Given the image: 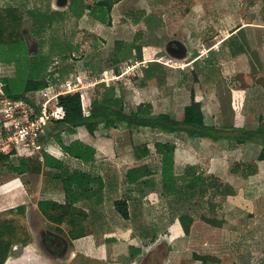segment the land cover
I'll return each mask as SVG.
<instances>
[{
	"label": "rangeland",
	"instance_id": "obj_1",
	"mask_svg": "<svg viewBox=\"0 0 264 264\" xmlns=\"http://www.w3.org/2000/svg\"><path fill=\"white\" fill-rule=\"evenodd\" d=\"M72 1L66 0V5L69 7ZM81 1L91 7L99 2L103 4L107 12V23L102 24L92 18L90 10H86L81 18L68 11L64 15L68 22H61L60 14L50 12L52 8H62L60 0H25L28 12L36 8L47 9L49 19L43 21L42 16L36 12L34 13L37 15L33 14V17L27 15L24 23V28L28 30L25 43L13 48L14 50L8 48L0 55L3 61L1 63L6 64L0 65V83L7 78L10 91L19 95L25 92L28 80L38 81L45 73L46 79L51 77L50 74H54L52 79L61 78L56 72L65 73L64 82L66 78L70 79L67 80L69 82L87 77L98 80L103 77L104 72H109V77L116 73L121 77L120 81L109 86L99 85L86 93L83 99L86 108L95 99H100L106 88H115L116 96L124 98L128 111L150 103L155 112L170 111L178 120H183L184 110L192 104L191 95L194 92L195 108L203 111L208 123H213L218 128L219 131L215 134L219 133L224 139L230 134L227 129L245 127L250 130L259 126L260 118H264V0ZM7 3L0 5L5 6ZM142 12L146 17H151L152 29L148 28L145 20L136 22ZM239 30L238 35H234ZM232 35L242 39L245 53L235 57L231 55L229 43L235 41L234 37L231 38ZM174 41L184 45L185 56L175 57L166 52V46ZM128 48H134L132 54L126 50ZM139 53L142 61L138 59ZM124 54L128 55V59L117 64L116 59H122ZM10 59L16 62L8 65ZM142 62L147 63L145 68L138 66ZM152 63L160 68L152 79H148L144 77L143 70H147ZM43 90L28 93L31 99L41 103ZM97 138H109L111 145L107 152H111L112 156L114 153L118 154L119 160L113 163V170L103 166L101 168L117 174L119 180L128 169L147 166L155 172L157 190H160L161 157L156 153L157 142L175 144L177 174H182L186 167L194 165L207 180L206 185L199 189L197 197L191 203L186 202L185 207L190 208L191 214L187 225L183 218L175 217L176 211L165 213L164 207L172 199L162 198L159 192L138 199L139 207L138 202L132 203L131 212L143 211L145 215H152V219L156 221L155 226H139L137 229L143 231V228L148 227L149 234L151 233L149 239H143L144 250L150 245L149 250L155 248L156 238L152 229L157 227L159 247L156 251L162 255L174 252L168 264H202L193 258L194 254L209 256L208 264H264V161H257L261 151L258 144L240 145L231 140L224 141L223 138L218 142L203 139L190 141L185 135L169 136L143 128L129 135L127 129L105 131L101 127ZM50 142L46 147L47 154L53 157L59 153V157L62 156L57 151H61L58 147L57 150L49 147ZM139 146L147 147L150 152L141 161H137L133 154V149ZM16 152L19 153L17 157H11L9 162H0V187L16 182L19 190L5 193L8 187L0 189V211L18 206L26 208L34 248L50 256L46 242L43 241L45 231L49 232V228L55 230L63 224L68 225V228H61L65 234L55 231L60 236V243H66L70 238L71 241H76L87 235H94L91 233L93 230L96 233V230L122 224L121 218L115 217L112 202L126 196L129 186L121 189L122 192L118 194L109 192L105 195L97 213L88 214L85 210L77 213L74 209H65L57 214L61 219H57L53 211L40 215L37 205L43 196L39 192L48 185V177L43 174L17 176L12 173L9 164H17L19 159L36 157L30 151L24 154L21 147ZM64 160L70 159L65 155ZM70 161L71 167L86 169L79 163ZM255 162L258 171L252 177L243 178L232 174V170L239 164ZM91 171L99 173L98 169ZM13 195L15 201L12 203L1 201L2 198ZM57 198L61 200L60 206L66 207L64 195ZM172 203L174 208L179 207L177 203ZM146 205H149L147 209ZM111 215H114L111 222L105 223ZM155 215L161 217L160 222ZM172 219L177 220L185 238L174 244V249L169 250L167 233L160 226ZM128 224L135 232L134 221ZM116 229L118 231L119 227ZM119 235L126 238L123 240L125 245L134 244L135 241L129 240L128 234ZM95 238L99 242L102 236L95 235ZM110 248L116 251L115 247ZM64 249L70 248L66 246ZM126 249L124 246L122 251ZM18 250L20 253L25 251L22 246H18ZM155 256L152 252L138 264H162ZM111 258L114 256H109L108 261L114 263ZM27 259L30 257L22 258L24 261Z\"/></svg>",
	"mask_w": 264,
	"mask_h": 264
},
{
	"label": "trees",
	"instance_id": "obj_2",
	"mask_svg": "<svg viewBox=\"0 0 264 264\" xmlns=\"http://www.w3.org/2000/svg\"><path fill=\"white\" fill-rule=\"evenodd\" d=\"M60 4L63 5L61 0ZM26 7V4L24 6L21 5V7L14 6L13 4L0 7V55L8 48L14 50L16 49L15 47L25 43V35L28 30L24 28V23L27 15L33 17V14H38L42 16L43 21L49 19V16L43 15L40 12L42 8H36V10L28 12L29 10H26ZM68 9L70 13L72 12L74 14L73 16L78 18H81L86 10H90L92 18L102 24L107 23V12L100 2L91 7L86 6L84 1L73 0ZM144 16V12L140 13L136 22H139L140 19L145 20L148 28L152 29L151 17ZM63 22H68L65 17ZM241 30L234 35H238ZM234 35L231 38L234 37L235 41L233 40L229 43L230 52L233 57L245 53L242 39H238ZM126 50L132 54L134 48H128ZM139 50L141 51V48ZM26 59L28 60V57ZM125 59H128L127 54H124L122 59H116V63L119 64ZM138 59L142 61L140 53ZM0 62H3L1 58ZM4 62L8 63L7 61ZM15 62L13 59H10L8 64ZM154 63L150 64L147 70H143L144 77L152 79L155 76L160 66ZM56 73H59V77L61 78L52 79L54 74H50L51 77L48 78L47 76L48 79H46L44 78L45 73L38 81L28 80L25 92L19 95L13 94L10 91L9 80L3 79L2 81H5L4 83L7 85L6 92L8 96L17 99L23 97L28 92L63 83L65 73ZM104 92L100 99H95L91 106H89L87 110L89 115H86L84 112L83 100L80 93H70L60 96L58 98V104L64 109L65 118L62 121L52 122L45 136L42 138V142L46 145L49 144V141L51 143L54 142L66 157L70 160L78 161L81 165L89 167L90 169L73 168L70 166V160L57 159L45 152L43 154V163L37 157L19 159L17 164H9V170L17 176H23L25 174L40 176L43 174L48 177V185L46 187L50 186L54 190L63 193L66 206L82 205L89 212L97 213L98 209L102 206L108 187L104 177L94 174L91 171V168L96 163L97 151L93 146L80 140L66 145L63 140L64 134H75L78 129L83 128L91 136H94L102 127L105 131L118 130L120 128L127 129L129 135H133L135 131L143 128L169 136L185 135L190 141L203 139L218 142L221 138L224 139V136H220L219 133L218 135L215 134L219 131L218 128L213 123H208L203 111L195 108L194 92L191 95L192 104L184 110L183 120H178L170 111L155 112L154 107L150 103L141 104L136 109L128 111L124 103V98H118L116 96L115 88H106ZM259 122L260 124L256 129L249 130L245 127L227 129V132L230 134L224 141L231 140L240 145L258 144L261 147V151L257 157V161L263 162L264 118H260ZM141 147L139 146L133 149V154L137 161L145 159L150 153L147 147ZM155 148L156 153L161 157L160 190H157V180L154 179L155 172L149 167L137 166L129 169L125 176L122 177L120 184L122 186H129L130 190H126L128 192L126 196L113 201L115 212L122 220L128 222L130 220L128 201L134 198L142 199L148 194L159 192L162 198H171L173 202L178 204L177 206L179 207L176 209L173 207L174 204L171 201L164 208L168 212H172V210L174 212L176 211L175 217L179 219L183 218L184 224L187 225L190 222L189 220L191 218L189 215L191 214L189 213L190 208L188 207L187 209L186 205L197 197L199 189L206 185L207 180L204 178V174L199 171V168L194 165L186 167L182 174L176 173L174 161L176 146L174 143L157 142ZM10 158V156L0 155V162H9ZM256 162L239 164L232 170V174L243 178L252 177L258 171ZM120 184L113 193L118 194ZM203 194H205L204 191ZM39 208L41 213L47 214L48 211H56L61 206L56 201L44 200L40 202ZM62 209L65 210L64 207ZM55 230L60 234H65L61 228H56ZM185 232L187 233L186 230ZM78 236L80 235H76V237ZM31 242L32 236L28 227L26 208L24 206H18L13 209L0 211V264L6 263L13 245L21 244L23 247H27ZM131 251L133 252V250ZM139 253L140 250H136L130 256L133 258ZM193 258L196 261H201L202 264H208L210 260L209 256L197 254H194Z\"/></svg>",
	"mask_w": 264,
	"mask_h": 264
},
{
	"label": "crops",
	"instance_id": "obj_3",
	"mask_svg": "<svg viewBox=\"0 0 264 264\" xmlns=\"http://www.w3.org/2000/svg\"><path fill=\"white\" fill-rule=\"evenodd\" d=\"M5 2H8L5 6L13 4L14 6H20V7H21V5L24 6V4L27 3V2L25 3V0H0V3L4 4ZM5 6L0 5V7H5ZM61 7H62L61 9L52 8V10H50V9L49 10L52 13L60 14L59 19L61 22H63L64 17H65L64 15H66V13L69 11V9H68V5H66V6L63 5ZM47 11H48L47 9H41L40 12L43 15L50 14ZM0 65L6 66L5 63L2 64L1 62H0ZM8 65H12V64H8ZM70 74L72 75L73 73H70ZM5 79H7V78H5ZM67 80H70V79L66 78L65 81H67ZM80 135H82L83 138ZM73 136H75V138ZM78 136L81 138H78ZM63 140H64L66 145L72 143L73 141L80 140V141H82L88 145L93 146L97 151V155H96V163L93 165V167L91 169L93 171L98 169V171H99L98 174H101L104 177L106 185L108 186L106 189V191H107L106 195H108L109 192H110V194H112L113 192L116 191L117 186L122 181V178L119 180V178L117 177V174L110 172V171H107L104 168H101L103 166V167H106L108 169L112 168L111 170H113V167H114L113 163H115V162H117V160H119L118 154L114 153L112 156L111 152H107V148L111 145V141L109 140V138L98 139L97 133L94 136H91L85 129L81 128V129H78V131L75 134H64ZM49 147L51 149L55 150L58 146L54 142H52V143L50 142ZM57 151L60 152V155H62L60 157H62V158L59 157V153H58V155L56 153L57 156H53V157H55L57 159L64 160L65 155L63 156V154H62L63 152L61 153V151H59V150H57ZM110 160H112L113 162L111 163ZM72 161H74V160H72ZM74 162L79 163L78 161H74ZM79 165L82 167L84 166V165H81L80 163H79ZM87 168L90 169L89 167H86V169ZM127 171H126V173H127ZM13 184H14V186H13ZM5 187H8V190H5V193H11L13 191L19 190L18 186L16 185V182L7 183L6 185L1 186L0 189H3ZM111 188H113L112 192L110 191ZM123 188H127V185L122 186L120 184L119 192H122L121 189H123ZM39 194L41 196H43V197H41V199L43 198L41 201L52 200V201L58 202L59 204H62L61 200H59L57 197L63 193L54 190L50 186L41 189ZM1 201L3 203L4 202L5 203H8V202L12 203V201H15V198L13 195L10 198H2ZM40 202L37 205L38 208H39ZM134 202H138L137 207H139V205H140L139 204L140 201H138V199L134 198V199H131L130 201H128L129 214H130V220L128 222L134 221V228H136L135 232L129 226L128 222H125L124 220H122V218L117 213H116L115 217L116 218L118 217L117 219L121 218V220H122V224L117 226V227H119L118 231H116L117 227L105 228V230L100 229V231L96 230V233L93 230V232H91V233L94 235H87L86 237L79 238L76 241H71L72 245L70 243V239L69 240L67 239L66 243H64V242L60 243V241L58 240V237H60V236L56 235V233H55L56 230L49 228V232L53 231L52 233L55 235L54 239H53L54 241H53V247H52L53 252L49 253L50 256L46 255L44 253V251H42L40 249L37 250L36 248H34V243H32V242L27 247H23L21 244H17V245L12 246V248L10 250V256L8 257L5 264H40V263H42V264H92V263H96V264H138L139 262L143 261L144 258L146 259L150 255V253H152V252L156 254L155 257L159 261V263H162V264L170 263V258L173 257L171 255H174L173 251L170 252V253H172L171 255L170 254L169 255L168 254L162 255V254H160L159 251H156L159 247V244L157 243L159 240L158 239L159 238V228L154 227V230L152 229L153 236L156 238V239H154V244L156 245L155 248H153V250H149L151 248V245H150L148 248H145L146 250L143 249V247H144L142 245L143 239H149V236L151 233L149 234V230H148L149 228L148 227H147L148 229L143 228L144 229L143 231H139L137 229L139 228V226H148V225L155 226L156 221H155V219L154 220L152 219V215H151V217L148 215H145L143 211L137 212V213L131 212L132 203H134ZM112 204H113V202H112ZM4 205L5 204H3V206ZM148 206L146 205L145 208L147 209ZM62 207L63 206H61L60 209L53 211V213L55 214L57 219H61V216H57V214L61 213L60 211L63 210ZM64 208L67 209L68 211L74 209L75 212L78 211L77 213H79V210L80 211L81 210L88 211V209H84V206H82V205L81 206L80 205H78V206H71L70 205V206H66ZM3 211H5V210H3ZM48 212H50V211H48ZM87 213L89 214L91 212L88 211ZM165 213H170V212H168L166 210ZM39 214L42 215L44 213L39 212ZM91 214H93V213H91ZM113 216L114 215H111V217H109V219L107 218L105 220V223L106 222L110 223ZM155 217L159 222L161 221V217H157L156 215H155ZM83 218H85V216ZM153 218H154V215H153ZM28 220H29V218L27 216V221ZM85 220H87V218ZM66 221H68V219H66ZM109 223H107V224H109ZM119 224H120V220H119ZM123 224H125V225H123ZM177 224H178L177 220L172 219L167 223H164V222L161 223V226H160L167 233L166 242L168 241L167 242V248L169 250H172V248L174 249V244L180 243V241L181 240L183 241L185 238L183 230H181L182 228H180V226ZM28 226H29V221H28ZM60 226H58L56 228H62V226H65V228H68L67 224H63ZM47 232L45 231L46 234H47ZM107 232H109L113 235L112 236H110V234L107 235L108 234ZM119 233L125 234V235L128 234L129 240L135 241L134 244H129L131 246L125 245L123 240H126V238L121 237L119 235ZM95 235H97L99 237L102 236V239L98 242V239L95 238ZM31 236H32V234H31ZM18 246H22V248L25 249V251L20 253L18 250ZM66 246H67V248L69 247L70 249L69 250L64 249V247L66 248ZM110 246L115 247L116 251H112ZM124 246H126L127 249L125 251H122ZM130 247H132V248H130ZM130 249L133 250V252L130 251ZM134 249H135V251H134ZM136 250H140V253L132 258L130 256V254L136 252ZM28 252H31V254L29 255ZM158 254H160V255H158ZM109 256H114V258H111V260L114 263H111L108 261ZM24 257H30V259H27L24 261V260H22V258H24ZM39 261H40V263H39Z\"/></svg>",
	"mask_w": 264,
	"mask_h": 264
},
{
	"label": "built area",
	"instance_id": "obj_4",
	"mask_svg": "<svg viewBox=\"0 0 264 264\" xmlns=\"http://www.w3.org/2000/svg\"><path fill=\"white\" fill-rule=\"evenodd\" d=\"M145 64L147 63L142 62L138 66L144 67ZM108 73L104 72L103 77L98 80L87 77L84 80L78 78L74 82L71 80L72 82L50 85L42 91L41 103L31 99L29 93L17 99L8 96L6 84L2 81L3 83H0V155L17 157L19 153L16 150L21 147L25 151L24 154L30 151L43 163V154L47 152V145L42 142V138L52 122L62 121L65 118V111L58 104V98L70 93H80L83 100L91 89L120 81L121 77L116 73L111 77ZM88 108L84 106L86 115H89Z\"/></svg>",
	"mask_w": 264,
	"mask_h": 264
},
{
	"label": "flooded vegetation",
	"instance_id": "obj_5",
	"mask_svg": "<svg viewBox=\"0 0 264 264\" xmlns=\"http://www.w3.org/2000/svg\"><path fill=\"white\" fill-rule=\"evenodd\" d=\"M62 4L63 5H66L65 4V0H61ZM60 4V6H63ZM166 52L169 53L171 56H179L180 55V49L179 47L176 45V44H171L169 43L167 46H166ZM45 237L43 238V241L46 242V245H47V248L49 250V253L50 252H53V239H54V234L52 232H47V234L45 233L44 234Z\"/></svg>",
	"mask_w": 264,
	"mask_h": 264
},
{
	"label": "water",
	"instance_id": "obj_6",
	"mask_svg": "<svg viewBox=\"0 0 264 264\" xmlns=\"http://www.w3.org/2000/svg\"><path fill=\"white\" fill-rule=\"evenodd\" d=\"M65 4H67L66 0H65ZM65 6V5H64ZM176 44L179 49H180V55L178 57H183L186 55V48L184 47V45L178 41H174V42H171V44Z\"/></svg>",
	"mask_w": 264,
	"mask_h": 264
}]
</instances>
